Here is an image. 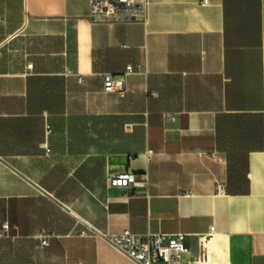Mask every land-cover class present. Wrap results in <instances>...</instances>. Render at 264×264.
Instances as JSON below:
<instances>
[{"label":"crops","instance_id":"1","mask_svg":"<svg viewBox=\"0 0 264 264\" xmlns=\"http://www.w3.org/2000/svg\"><path fill=\"white\" fill-rule=\"evenodd\" d=\"M201 1L105 24L90 0H0V264H139L124 229L183 233L182 264H264V0ZM124 169L137 185L109 190Z\"/></svg>","mask_w":264,"mask_h":264},{"label":"built area","instance_id":"2","mask_svg":"<svg viewBox=\"0 0 264 264\" xmlns=\"http://www.w3.org/2000/svg\"><path fill=\"white\" fill-rule=\"evenodd\" d=\"M201 2L204 4L206 0ZM148 5L149 0H90L89 18L92 22L105 24L131 22L145 24L148 17ZM28 67L30 68L31 64H28ZM133 71V66L127 65L122 73H103V92L123 96L124 77ZM79 80L81 81V78ZM45 131L51 132L49 125H46ZM149 153L150 151L148 155ZM106 183L109 190L128 189L137 185L135 174L127 169L108 174ZM216 189L218 193H223L225 184L218 182ZM9 228V223L4 222L1 228L2 233H6ZM213 228L210 226V233ZM107 237L118 249L139 264H182L186 254L190 253L189 247L184 244L183 233L174 234L166 241H164V234L161 233L148 232L141 236L129 229ZM186 263L199 264L198 260L193 257L187 259Z\"/></svg>","mask_w":264,"mask_h":264},{"label":"trees","instance_id":"3","mask_svg":"<svg viewBox=\"0 0 264 264\" xmlns=\"http://www.w3.org/2000/svg\"><path fill=\"white\" fill-rule=\"evenodd\" d=\"M247 166L245 159L229 171L227 191L233 194H246L248 192Z\"/></svg>","mask_w":264,"mask_h":264}]
</instances>
